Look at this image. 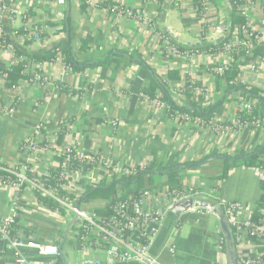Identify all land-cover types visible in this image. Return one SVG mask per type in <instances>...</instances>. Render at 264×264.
Returning a JSON list of instances; mask_svg holds the SVG:
<instances>
[{
    "label": "crops",
    "instance_id": "0c3cea01",
    "mask_svg": "<svg viewBox=\"0 0 264 264\" xmlns=\"http://www.w3.org/2000/svg\"><path fill=\"white\" fill-rule=\"evenodd\" d=\"M92 1L86 3V7L82 0L17 1L21 14L31 9L35 12V16L26 20V27L30 30L46 23L48 26L55 25L58 18L63 23L70 10L71 45L81 70L65 72L58 62L45 65L43 76L48 84L42 89L38 84L20 83L21 96L13 114L7 111L9 100L14 97L12 91L1 89L0 99L5 104L3 109L0 107L1 163L20 160V144L39 123H50L52 132L57 123L66 120L73 125L72 133H66L61 143L58 138L59 146L74 145L77 151L97 152L135 166H144L150 161L184 165L198 162L213 152L224 157L234 156L251 153L258 145H264V127L233 129L242 91L233 92L214 113L216 123L224 125V129L228 128L220 134L212 132L207 124L196 126L191 122H180L172 113L146 102L142 95L150 84V78L139 61L144 60L155 68L157 79L160 82L168 79L172 87L179 86L184 80L182 69L167 63L157 47L159 40L154 38L155 31L151 26L143 27L132 17L114 16L106 7L112 2L126 10L144 11L157 32L165 33L178 45L187 48L200 44V30L204 25L217 26L222 20L232 17L230 3L209 0L213 6L201 18L194 9L190 10L185 3L182 4V0H165L162 21L159 14L161 0ZM254 1L256 18L252 29L264 39V0ZM22 24L20 18L15 26L19 28ZM67 36L64 33V38H61L60 34L57 36L50 32L44 40H34L32 46H24L17 40L16 44L26 51L37 53L62 43ZM82 41H87V52L81 51ZM118 51L127 52L134 59ZM221 55L226 56L225 53ZM12 56L11 51L2 52L0 66L10 68ZM188 66L195 81L207 86L216 85L219 97H222L226 82L214 72L215 59L197 54ZM242 67V82L264 89V68L252 71L249 64ZM172 69L178 70L179 79H169ZM158 96L161 97L160 91ZM260 114L264 115V106H260ZM218 157L184 169L181 188L192 189L197 195H208L218 205L214 208L193 207L180 216L173 213L168 216L151 247L160 264H229L226 249L217 247L218 238L222 235L220 218L224 215L221 207L224 209L228 202H240L245 207L243 217H250L261 196L259 176L262 170L231 165L227 177L220 181L218 177L224 171V161ZM51 160L49 155L41 160L39 170L42 173L50 166ZM161 183L164 179L155 183L152 175H148L145 187ZM15 196L13 188L0 186V219L10 215ZM19 203L20 224L28 239L58 244L65 259V250L75 253L65 223L47 216L36 207L31 188L22 192ZM171 246L174 252L170 251ZM261 246L260 239L246 236L236 248L238 255L252 254ZM26 252L35 256L33 251ZM0 264H15L14 254H0Z\"/></svg>",
    "mask_w": 264,
    "mask_h": 264
},
{
    "label": "built area",
    "instance_id": "2783aa9c",
    "mask_svg": "<svg viewBox=\"0 0 264 264\" xmlns=\"http://www.w3.org/2000/svg\"><path fill=\"white\" fill-rule=\"evenodd\" d=\"M17 1L0 0V34L3 33L2 27L4 24L14 28L17 27L15 23L18 19L27 20V18H31L26 16V12V14L20 13ZM201 1H204L203 11L207 13L213 3L209 0ZM226 1L230 3V0ZM90 2L93 1L86 0V3L89 4ZM195 2L196 0H182L181 3H185L190 10H195ZM254 2V0H240L238 13L245 18V26H234L232 28L230 26L232 18L230 17L229 20H222L217 26L208 27L204 25L203 29L200 30V44L204 45H217L224 42L227 36L230 35L231 38L225 44L223 51L206 49L180 52L170 44L168 39H165L161 33L156 31V26L148 20L144 11L126 10L124 7L120 9L115 6L111 13L117 17L135 18L143 27L151 26L155 31L154 38L159 40L157 47L167 63L175 68L182 69L181 73L184 80L179 86L172 87L168 79L162 81V83H167V91L174 105L180 108L189 107L194 97L200 96L202 97L201 105L204 108H210L220 100L216 85L207 86L195 81L191 67L188 64L190 65L195 55H206L215 59L214 72L218 77H222L226 71L233 69L237 56L241 52L244 53L243 60L249 59L253 46L258 41H264L261 37L253 40L251 35L248 34V30L253 31L252 28L256 18ZM55 23L53 27L48 26L46 23L44 26H37L33 30L26 27V22L21 26L29 31L31 38L40 42L42 33L48 35L51 32L57 36L60 34V37L64 38L61 19L58 18ZM17 42L24 44V37H18ZM4 51L12 52L11 66L15 65L18 58L14 54V45H9L5 50H0V54ZM221 53H225V58ZM57 62L62 64L61 58ZM247 64H249V70L252 71L260 67L264 68V58L257 59L255 63ZM34 66L29 63L26 72L30 73V69L33 70ZM242 66H239L240 71L243 69ZM63 68L65 72L70 70L67 67ZM241 74L239 76L240 82H242ZM187 83H190L188 88ZM234 85L238 86V82H234ZM0 89H6L5 79L2 77H0ZM12 94L15 96V93L12 92ZM249 96L244 92L239 99L233 129L264 127V115L260 114L258 119H255L252 123L249 122L253 115V109L257 105L256 100ZM142 97L146 102L156 105L161 111L170 113V106L162 102L159 99L160 96L150 99L143 94ZM14 112L13 109L8 110L10 114ZM173 115L180 122L184 120V122H191L196 126L207 124L212 132L217 134L225 133L228 130V128L224 129V125L216 123L213 118L206 122L203 119L192 118L180 112ZM38 126L33 131L35 136L32 139H26L27 144L22 149L20 160L5 164V166H2L4 163L0 165V170L18 177L16 183L4 185L0 181V186L13 188L16 191L10 215L0 219V254L11 252L14 254L15 264H69L66 259L65 262L62 260L58 244L50 243L47 240L28 239L26 233H23V228L19 233L12 235V231L16 226V218L21 219L20 196L24 190L31 188L36 207L47 216L57 218L65 223L67 236L78 256L76 264H160L152 254L151 247L159 237L173 206L184 199L196 196L197 193L192 189L187 191L181 188L178 194H169L165 183L145 187L136 193L134 190L137 186L134 183L119 187L115 201L112 204H109L107 200L82 204L80 199L89 188H97L101 184L109 185L114 180L131 177L135 174L136 166L127 161L113 160L109 156L97 152L77 151L74 145L59 146L58 132L64 129L66 133H72L73 125L67 120L57 123L52 132H50V127H43V131H40ZM42 143H45V145H41ZM46 155L51 156L52 160L47 170L42 173L39 170V163ZM30 173L33 174V177H30ZM56 178H58V184H56ZM259 178L260 181H264V170L261 171ZM23 185H27V187L19 193ZM35 191H38L43 199L57 203L59 208L51 209L46 204L39 202ZM224 208L225 216L235 231L233 236L236 247L242 243L246 236H253L262 241V246L252 254L239 253L240 263L264 264V253L260 251L264 247V218L260 224L251 222L250 217L244 218L243 211H245V207L240 202H228ZM18 224L21 226L20 221ZM224 245L225 240L221 235L218 238L217 247L223 250ZM26 251H33L35 256L28 255ZM170 251L174 252L172 246Z\"/></svg>",
    "mask_w": 264,
    "mask_h": 264
},
{
    "label": "trees",
    "instance_id": "16d2710c",
    "mask_svg": "<svg viewBox=\"0 0 264 264\" xmlns=\"http://www.w3.org/2000/svg\"><path fill=\"white\" fill-rule=\"evenodd\" d=\"M84 7L87 6L86 0H82ZM181 1V0H176ZM165 0H161V8L159 9L160 19L163 21V17L165 12L163 11ZM204 1L196 0L195 2V10L198 17H203L205 12L203 11ZM230 5L232 8V19L230 22V26L233 28L234 26H245L246 20L245 18L238 13V8L240 5V0H230ZM118 6L120 9L123 7L117 3H108L106 4L107 10L109 13L113 11L114 7ZM27 17L35 16V12L33 9L29 10L26 14ZM26 20L23 19V23ZM63 32L67 34V38L64 39L62 43L58 45L37 53H32L29 51L24 50L20 46L16 44V40L18 37H24V46H32L34 43V39L29 36V31L24 27H11L9 25H5L2 27L3 33L0 34V50H5L7 46L14 45V54L15 57L18 58V61L15 65L10 66V68H3L0 66V77L5 79V88L9 89L15 96L13 99H10L8 110L13 109L14 111L17 110L20 96H21V89L20 83L27 82L28 84H38L42 89L48 84V81L43 76L44 67L47 64L56 63V61L61 58V62L63 67L70 68L73 71H80L81 64L76 60L73 55V48H72V37H71V16L69 15L68 19H64L63 23ZM49 26H54L53 24H49ZM248 34L251 35V39L255 40L257 37L259 38L261 35L258 32L248 30ZM161 35L164 36L165 39H168L170 44L174 46L180 52H194V51H202V50H212V51H223L225 49V44L228 43L229 39L231 38L230 35L227 36L224 42H220L217 45H204L199 44L195 47H181L178 45L171 37L165 35V33L161 32ZM47 36L46 33H42L40 35V40H44ZM81 51L87 52L89 47L87 45V41H82ZM119 53L123 54L127 58L133 60L134 57L127 53L118 51ZM251 57L249 59L243 60L244 53L241 52L237 56L236 63L232 70L226 71V73L219 78H222L226 82L223 92L221 93L220 100L210 108H204L201 105L202 97H194L191 105L189 107L180 108L174 105L172 102L169 93L167 91L168 86L167 83H162L157 79V73L155 68L149 65L146 61L142 60L139 61L142 65L147 69L148 76L150 78L149 86L144 90L143 94L150 99H155L158 97V91L161 92V97L159 98L162 102H165L167 105L170 106V113L174 114L176 112H180L182 114H187L192 118H200L204 121L208 122L214 117V113L216 112L217 108L224 102L229 100L230 95L235 91H242L246 92L250 95L254 100H256L257 105L253 109L252 118L249 119V122H253L255 119L260 117V106H264V89H259L257 87L252 86L251 84H243L239 81V76L241 74L239 66L245 65L247 63H255L257 59L264 58V41H258L252 48ZM31 63L35 65L33 70L30 69V73L26 72V68L28 64ZM178 70L172 69L169 72V79L170 80H177L179 79ZM234 82H238V86L234 85ZM190 86V83H187V88ZM1 91V89H0ZM189 94V93H188ZM0 107L2 109L5 107L4 101L0 99ZM7 110V111H8ZM184 122V120H181ZM43 127H50V123H40L38 129L43 131ZM66 131L64 129L58 132L59 142L61 143V138L65 136ZM35 136V132L28 137V139H32ZM27 144V140L23 141L19 146V152H22V149ZM41 145H45L42 143ZM221 154L218 152H213L212 154L206 156L205 158L201 159L198 162L194 163H187L184 165H165L162 163H158L156 161H150L144 166H136L135 174L131 177H123L121 179L114 180L111 184H101L97 188H89L81 197L82 204H88L91 202H95L97 200H107L109 204L114 203L115 197L117 195V189L121 186H128L131 184H136L137 188L134 192H139L145 188V180L148 175L154 176H162L164 179V183L167 186L169 194H178L181 190L180 182L183 179L182 173L184 169L200 164L206 163L213 157H218ZM227 160L224 161V171L221 176L218 177L220 181L224 180L229 172V167L234 165L235 167H248V168H257L264 170V145H258L253 152L251 153H237L234 156H226ZM1 165V162H0ZM5 166V164H2ZM157 172V173H156ZM30 177H33V174L30 173ZM0 181L2 184H11L16 183L18 181V177L16 175L10 174L7 171L0 170ZM56 184L59 183L58 178H56ZM27 185H23L21 187V193ZM260 190L261 196L258 202L256 203L254 209L252 210L250 220L255 224H260L261 220L264 218V181L260 182ZM36 192V196L39 202L46 204L51 209L59 208V205L53 201H48L43 199L38 191ZM224 216H225V208L221 207ZM20 218H16V226L12 231V235L19 233L22 230V227L18 224ZM232 233L234 234V228L231 227ZM223 236V234H222ZM225 249V246H224ZM261 252L264 253V247L260 249ZM3 254V253H1ZM239 260H240V256Z\"/></svg>",
    "mask_w": 264,
    "mask_h": 264
},
{
    "label": "water",
    "instance_id": "95a60500",
    "mask_svg": "<svg viewBox=\"0 0 264 264\" xmlns=\"http://www.w3.org/2000/svg\"><path fill=\"white\" fill-rule=\"evenodd\" d=\"M68 5H69V2H68ZM69 15H70V10L68 9L67 19ZM218 159L221 161L227 160L224 156H219ZM217 205H218V202L214 198L208 195H196L194 197H189L175 204L171 210V213L175 214L176 216H180L186 211L192 209L193 207L214 208ZM220 225H221L222 234L225 240V249H226V253L228 257V263L229 264H241L239 257H238V253H237L236 242H235L232 230H231V226L226 216L224 215L221 216ZM60 250H61L62 260L65 262L62 247H60Z\"/></svg>",
    "mask_w": 264,
    "mask_h": 264
},
{
    "label": "rangeland",
    "instance_id": "374dc122",
    "mask_svg": "<svg viewBox=\"0 0 264 264\" xmlns=\"http://www.w3.org/2000/svg\"><path fill=\"white\" fill-rule=\"evenodd\" d=\"M152 177H153V180L155 183H157L158 180H162V176H160V175L159 176L152 175ZM65 251H66V254H65L66 261L69 264H76L77 258H78L77 254H75L74 252L70 253L67 250H65Z\"/></svg>",
    "mask_w": 264,
    "mask_h": 264
}]
</instances>
